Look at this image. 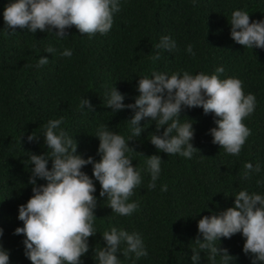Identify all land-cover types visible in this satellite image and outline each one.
I'll use <instances>...</instances> for the list:
<instances>
[{"label":"trees","instance_id":"1","mask_svg":"<svg viewBox=\"0 0 264 264\" xmlns=\"http://www.w3.org/2000/svg\"><path fill=\"white\" fill-rule=\"evenodd\" d=\"M6 3L7 0H0V10ZM119 3L111 29L103 35H82L75 26L67 28V36L63 38L55 36V29L35 33L19 27L16 32L0 30V228L3 229L0 245L9 251V264H31L23 254V234H14V229L22 226L17 219L18 205L32 195L27 153L47 150L37 133L48 119L62 116L61 127L73 135L77 152L84 158L92 156L98 160L96 128L108 125L127 137L126 120L132 115L130 109L113 113L105 106V90L114 86L126 94L123 103H131L138 95L137 78L150 75L153 70L211 73L223 66L221 78L237 77L242 81L243 91L255 95V109L242 121L250 134L238 156L227 154L220 145L212 143L208 129L215 126L213 114H205L202 107H185L180 119L193 121L191 143L198 150H194L191 158H184L157 152L147 138L155 130V123L148 122L149 118L142 119V125L147 123L145 128L139 137L128 141L135 152L127 153L133 159L132 164L142 169V182L129 197L138 207L129 216L112 212L106 205V197L99 196V182L94 180L97 233L88 237V252L81 257L83 264H95L93 248L103 246L99 232L109 225L140 233L147 250V255L138 259L131 253L127 257L118 253L121 264H192L191 248L199 236L198 219L232 206L233 194L240 188L264 192V184L255 183L264 177V48L251 49L234 42L228 22L236 8L247 10L250 22L264 18V0H119ZM4 26L0 15V29ZM165 34L176 40L177 49L160 50L159 59L153 61L150 57L156 51L154 45ZM188 43L193 45L195 56L185 52ZM49 44L56 52H44ZM63 48L72 49V55H59ZM39 56H46L48 62L37 68ZM83 96L92 105L90 111L77 108ZM32 132L39 138L28 141L26 137ZM139 153L161 157V173L153 189L147 188L145 157ZM245 161L259 162L261 172L243 179ZM46 167H51V158ZM82 171L91 176V164L82 166ZM37 183L44 181L38 179ZM161 184L167 185L166 191H160ZM243 242L244 237L237 232L229 238L221 237L216 243L234 256L232 264H251L250 256L242 251ZM200 264H207L203 252Z\"/></svg>","mask_w":264,"mask_h":264},{"label":"clouds","instance_id":"2","mask_svg":"<svg viewBox=\"0 0 264 264\" xmlns=\"http://www.w3.org/2000/svg\"><path fill=\"white\" fill-rule=\"evenodd\" d=\"M119 9V0H7L0 10L5 25L0 30L16 32L19 27L35 33L55 29V36L63 38L67 36L66 29L75 26L82 35H103L111 29L113 15ZM228 22L234 42L251 49L264 48V18L250 22L248 11L236 8L231 11ZM154 48L156 51L150 59L156 61L161 55L160 50H176L177 43L165 34L159 37ZM184 50L190 56L196 55L191 43L186 44ZM44 52L53 53L56 49L49 44ZM58 54L70 57L72 49L63 48ZM47 62L46 56H39L35 67ZM223 71V66L216 67L211 73H192L184 69L171 73L153 70L150 75L137 78L138 95L127 104L123 103L126 94L114 86L107 88L105 106L113 113L130 109L132 115L126 120L127 137L108 125L101 124L96 128L98 160L92 156L84 158L77 152L73 135L61 127L62 116L47 120L42 131L37 133L43 138L47 150L40 154L27 153L32 195L18 205L17 219L22 221V226L14 229V234H23V254L31 264H83L81 257L88 252V237L97 233L94 180L99 182V196L106 197V205L112 212L129 216L138 207L137 202L129 197L142 182V169L132 164L133 159L127 153L135 152L128 141L139 137L145 128L147 123L142 125V119L149 118L148 122L155 123V130L147 138L157 152L191 158L194 150H198L191 143L193 121L181 120L180 113L185 107H202L205 114L211 112L214 117L215 126L208 129L212 143L220 145L227 154L239 155L250 134V129L242 121L254 111L256 98L252 92L243 91L239 78H221L219 74ZM77 108L90 111L92 105L83 96ZM37 134L29 133L26 138L28 141L38 139ZM144 157L143 171L149 176L147 188L153 189L161 173L162 160L158 154ZM49 158L50 168L46 167ZM88 164H91V176L82 171V166ZM260 172L259 162L245 161L241 176L248 179ZM38 179L44 183L38 184ZM255 183L257 186L264 184V177L256 179ZM166 190L167 185L161 184L160 191ZM233 196L232 206L198 219L199 236L191 248L192 264H200L201 252L207 264H232L234 256L226 248L218 247L216 242L237 232L244 237L242 251L250 256L251 264H264V192L240 188ZM99 233L104 244L93 248L95 264H121L118 253L125 257L131 253L135 259L147 255L143 239L136 231L109 225ZM122 244L123 248L120 247ZM0 264H9V251L2 245Z\"/></svg>","mask_w":264,"mask_h":264}]
</instances>
